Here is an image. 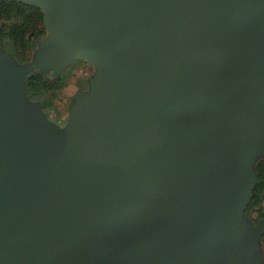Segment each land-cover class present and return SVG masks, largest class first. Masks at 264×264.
Returning a JSON list of instances; mask_svg holds the SVG:
<instances>
[{"label": "water", "instance_id": "obj_1", "mask_svg": "<svg viewBox=\"0 0 264 264\" xmlns=\"http://www.w3.org/2000/svg\"><path fill=\"white\" fill-rule=\"evenodd\" d=\"M0 48V264H263L264 0H20ZM94 68L65 124L35 73Z\"/></svg>", "mask_w": 264, "mask_h": 264}, {"label": "trees", "instance_id": "obj_2", "mask_svg": "<svg viewBox=\"0 0 264 264\" xmlns=\"http://www.w3.org/2000/svg\"><path fill=\"white\" fill-rule=\"evenodd\" d=\"M45 34L44 13L41 8L25 4L20 0H0V48L14 55L20 62H27L31 59L36 48V41ZM79 62L85 63L81 59ZM68 80L69 73L67 71L56 80L38 72L28 78L26 92L32 100L44 101V110L50 114L51 110L56 108V103L68 85ZM257 170L260 171L262 180L256 185L254 198L246 210V214L249 216L255 211L258 212L255 221L264 218V207H262L264 159L258 163Z\"/></svg>", "mask_w": 264, "mask_h": 264}, {"label": "rangeland", "instance_id": "obj_3", "mask_svg": "<svg viewBox=\"0 0 264 264\" xmlns=\"http://www.w3.org/2000/svg\"><path fill=\"white\" fill-rule=\"evenodd\" d=\"M65 71L69 73V80L67 83L68 85L65 87L61 95V98L57 101L56 108L51 110L50 114H48L53 120H55L60 124H65L67 120L69 113V106L73 101V97L75 93L78 90H85L88 88V80L93 75L94 68L90 66L87 62L85 63L79 62L78 60L77 64L68 67ZM62 75L60 77H62ZM262 207H264V195H263ZM257 215L258 212L255 211L250 216L255 220V217H257ZM262 219L264 218H259L255 222L258 223Z\"/></svg>", "mask_w": 264, "mask_h": 264}]
</instances>
